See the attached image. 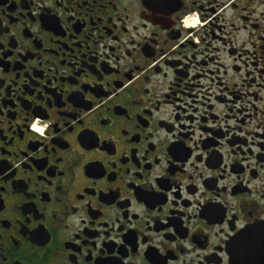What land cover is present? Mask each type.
Returning a JSON list of instances; mask_svg holds the SVG:
<instances>
[{
	"label": "flooded vegetation",
	"instance_id": "1",
	"mask_svg": "<svg viewBox=\"0 0 264 264\" xmlns=\"http://www.w3.org/2000/svg\"><path fill=\"white\" fill-rule=\"evenodd\" d=\"M0 264H264V0H0Z\"/></svg>",
	"mask_w": 264,
	"mask_h": 264
},
{
	"label": "snow or ice",
	"instance_id": "2",
	"mask_svg": "<svg viewBox=\"0 0 264 264\" xmlns=\"http://www.w3.org/2000/svg\"><path fill=\"white\" fill-rule=\"evenodd\" d=\"M161 2H163V0H161Z\"/></svg>",
	"mask_w": 264,
	"mask_h": 264
}]
</instances>
